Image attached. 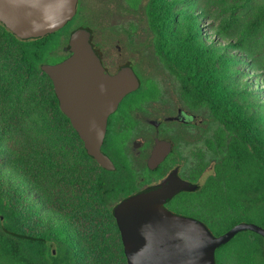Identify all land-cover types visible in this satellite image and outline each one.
<instances>
[{
  "label": "trees",
  "instance_id": "16d2710c",
  "mask_svg": "<svg viewBox=\"0 0 264 264\" xmlns=\"http://www.w3.org/2000/svg\"><path fill=\"white\" fill-rule=\"evenodd\" d=\"M170 7V2L162 0H152L147 7L157 53L181 80L187 99L208 106L228 129L229 139L227 151L214 153L218 159L213 163L214 173L198 184L191 207L178 212L221 234L229 226L220 220L212 222L210 214L221 211L225 188L235 195L238 188L259 187L264 208V93L251 88L252 73L239 64L241 67L232 72L246 75L234 91L241 101L226 109L206 73L202 74L200 56L212 57L213 46L222 51L233 40L222 43L214 39L210 47H205L198 40L199 30L193 27L166 35ZM58 32L54 47H50L52 36ZM67 32L63 28L40 38L21 40L0 23V264H126L119 230L108 208L117 184L112 174L99 168L86 153L77 132L59 109L52 82L41 70ZM175 36L181 41L188 36V47L174 43ZM193 39L198 44L196 50ZM227 58L242 65L248 63L242 53L229 51ZM240 108L241 113L237 112ZM56 127L68 130L70 140L78 143L77 158L83 169L69 156L59 155L60 147L58 156L50 155L47 143L55 146L60 142L53 137ZM32 128L37 132H31ZM87 187L94 192L93 199L97 194L98 210L87 208L81 197ZM94 212L110 220L118 242L105 244L98 239Z\"/></svg>",
  "mask_w": 264,
  "mask_h": 264
},
{
  "label": "flooded vegetation",
  "instance_id": "af4514ba",
  "mask_svg": "<svg viewBox=\"0 0 264 264\" xmlns=\"http://www.w3.org/2000/svg\"><path fill=\"white\" fill-rule=\"evenodd\" d=\"M82 1L77 0L72 19L59 29L67 28L68 32L63 35L66 41L60 42L51 54L58 57L57 61L48 64L68 58L71 55L68 47L70 34L78 28H86L91 32L92 48L107 73L114 75L120 68L128 66L139 81L138 88L126 94L107 118L101 151L111 162V167L104 169L112 174L117 184V191L108 202V208L113 212L114 207L126 197L168 181L198 186L202 179L214 173L213 163L218 160L214 153L220 149L227 151L228 129L214 117L208 106L196 105L194 100L187 99L181 80L157 53L147 13L152 0H122L125 7L134 12L143 8L142 17L153 37L151 43H143V50L148 55L143 61L140 55L129 51L130 47L137 45L131 41L134 40V27H130L127 42L117 40L107 43L102 36L110 31L105 30L100 36L79 20L84 14ZM157 147H161L164 156L158 162L151 161ZM196 190H181L167 199L164 206L184 215L178 211L191 207ZM224 191L225 203L221 211L210 214L212 222L220 220L229 226L223 233L238 224H253L264 229V208L261 206L259 187L238 188L235 195H231L228 188ZM180 197H184L182 202L178 201ZM214 260L215 264H264V237L251 230L239 231L215 249Z\"/></svg>",
  "mask_w": 264,
  "mask_h": 264
},
{
  "label": "water",
  "instance_id": "95a60500",
  "mask_svg": "<svg viewBox=\"0 0 264 264\" xmlns=\"http://www.w3.org/2000/svg\"><path fill=\"white\" fill-rule=\"evenodd\" d=\"M77 0H0V23L21 40L49 35L74 15ZM91 32L74 30L68 40L71 55L41 70L52 82L61 112L83 142L86 153L103 168L111 162L101 151L108 116L121 99L136 90L139 81L124 66L114 75L103 68L90 43ZM161 147L151 161L163 158ZM197 185L168 181L126 197L113 209L126 264H215V249L242 230L264 237V229L238 224L215 236L206 224L174 213L164 202Z\"/></svg>",
  "mask_w": 264,
  "mask_h": 264
},
{
  "label": "rangeland",
  "instance_id": "374dc122",
  "mask_svg": "<svg viewBox=\"0 0 264 264\" xmlns=\"http://www.w3.org/2000/svg\"><path fill=\"white\" fill-rule=\"evenodd\" d=\"M162 1H164V3L167 1L170 2L171 6L169 8L170 12L167 14V16L171 17V21L168 28L164 30L166 35L167 33L178 34L180 30L182 31L193 27L199 30L197 34L198 40L204 43L203 45H205V47H210L214 39L222 43H226L227 40L230 39L233 40L227 45L225 50L222 51L221 49H217V45L213 46L212 57H205L202 55V58L200 56V69L201 71L204 70L202 74L204 75V73H206L207 81L212 85L215 93L219 95V102H221L226 109L229 110V106H232V104L239 105V101L241 100L238 99L234 91H238L237 89L241 86V80L246 77L244 73L235 74L232 72V70H234L233 68L237 67L239 69L241 66H244L245 70L252 73L250 77L252 84L251 88L255 87V92H261V95L264 93V0ZM82 2L84 14L83 17L81 16L82 19H79L81 22L91 27L92 30L96 31L100 36H102L101 33L105 30L110 31L102 36L106 38L105 41L107 43H114L117 42V40H120V42H122V40L127 42L128 40L126 37H129L128 33L131 32L130 27H134V29H136L133 31L135 33L133 34L134 40L132 39L131 41L136 42L137 45L135 48L130 47L129 51L137 56L140 55V60L142 61L148 58L147 52L143 50V43H151L153 37L151 33L147 31L145 18L142 17L143 8L134 12L126 8L122 0H83ZM58 35H60V32L52 36L51 42H53V44L50 45V47H54ZM186 39V41H181L180 38L175 36L174 43H178L180 48H185L188 47V45L186 46L185 44L189 42V37L186 36ZM65 41L66 39L63 40L64 43ZM192 42L194 48L192 49L196 50L198 48L197 41L193 39ZM238 42L240 45L235 47ZM229 51L238 54L242 53L245 55V62L248 63L242 65L239 62L229 60L227 58V52ZM58 53H60V51ZM206 55H208V53ZM57 59V56L54 57L51 55L48 59V63H53L55 60L57 61ZM187 63H189V60ZM239 64L241 66H239ZM256 82L259 83L258 86H256ZM229 97L232 99H229ZM244 100L248 101L247 99ZM237 112L241 113L243 110L241 111L240 108L237 109ZM50 116L52 120L53 116L51 113ZM67 131L68 130L65 131L64 128L61 131L59 127L52 129V132L55 133L53 137L57 136L60 142L57 141L55 146L47 143L49 151H52L50 155L54 154L58 156L57 151L60 147L59 155L61 153L66 155L65 157L69 156L74 165H78L79 169H83V164H81L77 158L78 154H80L78 143H73L70 140ZM31 132L37 131L32 128ZM47 132L45 131V133ZM52 160L56 162L55 158H52ZM84 163L87 162L84 161ZM83 193L81 197L84 202H86L87 208L90 210H98L97 194L94 195L95 197L93 199L91 196H93L94 192L88 187ZM93 214V223L97 224L96 228L100 236L98 239H102V242L105 244H109L113 240L118 242L110 220L105 219L99 213L94 212Z\"/></svg>",
  "mask_w": 264,
  "mask_h": 264
}]
</instances>
